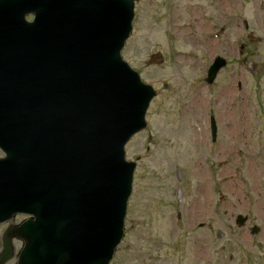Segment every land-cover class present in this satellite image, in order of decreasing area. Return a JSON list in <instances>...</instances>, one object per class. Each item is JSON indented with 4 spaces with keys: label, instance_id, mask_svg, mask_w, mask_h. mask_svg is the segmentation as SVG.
<instances>
[{
    "label": "water",
    "instance_id": "water-1",
    "mask_svg": "<svg viewBox=\"0 0 264 264\" xmlns=\"http://www.w3.org/2000/svg\"><path fill=\"white\" fill-rule=\"evenodd\" d=\"M133 0H0V264H109L156 93L121 59ZM32 16L31 21H26ZM225 60L215 58L211 84ZM214 119L210 135L215 137ZM244 219L238 217L237 224ZM257 229H252L255 234Z\"/></svg>",
    "mask_w": 264,
    "mask_h": 264
},
{
    "label": "rangeland",
    "instance_id": "rangeland-1",
    "mask_svg": "<svg viewBox=\"0 0 264 264\" xmlns=\"http://www.w3.org/2000/svg\"><path fill=\"white\" fill-rule=\"evenodd\" d=\"M133 2L120 56L156 96L125 146L136 167L110 264H264V0ZM216 200L218 222L199 228L196 205Z\"/></svg>",
    "mask_w": 264,
    "mask_h": 264
},
{
    "label": "flooded vegetation",
    "instance_id": "flooded-vegetation-1",
    "mask_svg": "<svg viewBox=\"0 0 264 264\" xmlns=\"http://www.w3.org/2000/svg\"><path fill=\"white\" fill-rule=\"evenodd\" d=\"M1 157H2V155L0 154V158ZM136 160L138 161V159H136ZM213 189H212V194L214 195ZM208 199H210L209 196H208ZM216 205H217V200L214 202L213 205L209 206V210H208V208H206V204H202V205L197 204L196 205V210L199 211V214L197 216L201 219L199 222H197V226L199 228H204L206 226L207 227H213L214 225H216V223L218 222V213L216 212ZM238 216L239 215H236L233 218V223L236 227H238L237 223H236L238 220ZM205 217H207L209 219V221H210L209 223L205 222V220H204ZM244 218H245V222H244V224H245L247 222V218L246 217H244ZM27 219H29V218L25 215L16 214L13 217H11L9 220H7L3 223H0V251L2 249V236L5 233V231L9 228L12 229V228L19 226L20 224H22ZM176 220L181 221L179 214L176 215ZM254 227H256V226L252 225L251 227H249L247 229L250 232L251 229H253ZM215 237H216V239L218 238V232H216ZM12 244L14 246V257L10 261H8L6 264H16V255L18 254V252L21 248V242L19 240H17L15 237H13V239H12Z\"/></svg>",
    "mask_w": 264,
    "mask_h": 264
}]
</instances>
